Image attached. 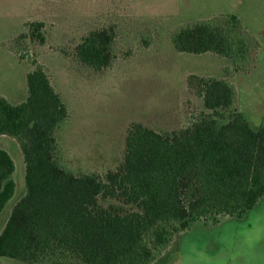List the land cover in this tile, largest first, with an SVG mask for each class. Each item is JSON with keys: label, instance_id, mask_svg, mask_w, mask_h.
I'll list each match as a JSON object with an SVG mask.
<instances>
[{"label": "trees", "instance_id": "trees-1", "mask_svg": "<svg viewBox=\"0 0 264 264\" xmlns=\"http://www.w3.org/2000/svg\"><path fill=\"white\" fill-rule=\"evenodd\" d=\"M27 27L29 32L9 45L20 60L26 59L20 42L45 41L42 22ZM114 40L111 28L89 32L76 47L77 59L95 71L108 68ZM171 42L179 53H212L244 70L260 46L235 15L182 25L172 32ZM31 65L27 99L11 105L0 98V136L17 142L25 162V194L0 233V257L42 264L61 251L76 262L56 259L51 264H153L155 251L197 220L240 218L264 197V123L254 129L238 113L222 125L217 122L237 99L230 82L189 75L187 90L212 115L169 133L131 124L122 165L101 179L73 175L56 162L54 132L67 119V107L44 68L36 61ZM13 172L12 159L0 150V213L14 194ZM100 195L123 199L139 211H104Z\"/></svg>", "mask_w": 264, "mask_h": 264}, {"label": "rangeland", "instance_id": "rangeland-1", "mask_svg": "<svg viewBox=\"0 0 264 264\" xmlns=\"http://www.w3.org/2000/svg\"><path fill=\"white\" fill-rule=\"evenodd\" d=\"M219 15L237 16L258 40L250 69L212 53L173 48L171 34L178 27ZM32 22L44 24L45 41L20 42L21 51L26 49L20 63L3 50L29 32ZM103 28L115 32L114 58L108 68L95 71L79 62L76 47L89 32ZM143 40L150 45L145 47ZM31 61L44 68L66 104L67 119L54 134L55 160L74 175L104 179L122 165L131 124L169 133L211 116L200 98L187 93L189 75L224 78L234 85L236 102L225 118H217L218 125L235 113L254 129L264 123V0H0V86L19 94L11 96L15 102L23 90L27 93L24 73L33 70ZM16 166L18 198L24 191L23 170L20 163ZM98 205L121 214L139 211L135 204L102 195ZM8 211L9 206L0 215V228ZM47 258L42 264L77 260L61 251ZM0 264L25 263L0 257ZM153 264H264V198L240 219L220 215L197 220L155 251Z\"/></svg>", "mask_w": 264, "mask_h": 264}, {"label": "crops", "instance_id": "crops-1", "mask_svg": "<svg viewBox=\"0 0 264 264\" xmlns=\"http://www.w3.org/2000/svg\"><path fill=\"white\" fill-rule=\"evenodd\" d=\"M5 51L6 53H8L9 55H12L17 61H19V58L18 56L12 52L11 50H3ZM22 62V60L20 61V63ZM30 71L28 72H25L24 76H25V85H26V75L27 73H29ZM49 78V77H48ZM224 79V78H223ZM50 81V80H49ZM52 85V84H51ZM54 91L59 95L61 101L63 102L62 100V97L61 95L59 94V92L54 88V86L52 85ZM27 88V87H26ZM188 94L189 91H187ZM15 95H19L18 93H7L6 91V88L4 86H0V98H4L6 101H8V103H10L11 105H18L20 103H23L26 99H27V96H28V93L25 92V90H23V98L20 100V101H13L14 97L12 98L11 96H15ZM191 95V94H190ZM12 98V100H11ZM64 103V102H63ZM66 106V104H65ZM56 132V130H55ZM54 132V134H55ZM0 139L3 140L2 143H0V150H4L9 156L10 158L12 159L13 163H14V172L11 176V179L13 180V182L15 183V190H14V194L12 196V198L6 203L5 207L3 208V210L1 211L0 215L2 214V212L4 211V209L6 207L9 206V211L7 212L6 216H5V219L3 220L4 224L6 223V221L8 220L9 216H10V213H11V210L13 208V206L20 200V198L22 196H24L25 194V184H24V177H25V162H24V158H23V155L21 153V150L17 144V142L11 138V137H8V136H4V135H1L0 136ZM57 148V146H56ZM17 163H20V165L22 166V170H23V177H22V186L24 188V191H23V194L21 196H19L18 198H16V192H17V187L20 185L18 184L16 181H15V173H16V169H17V166L16 164ZM72 174V173H71ZM74 175V174H73ZM264 197H262L261 199H259V201L257 202V204L263 199ZM256 204V205H257ZM240 219V218H239ZM195 223V222H194ZM194 223L192 225H194ZM191 225V226H192ZM4 227V226H3ZM3 227L0 228V233L1 231L3 230ZM188 230V229H187Z\"/></svg>", "mask_w": 264, "mask_h": 264}]
</instances>
